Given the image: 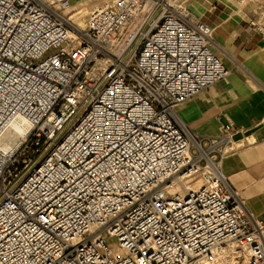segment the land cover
<instances>
[{
	"label": "built area",
	"instance_id": "2783aa9c",
	"mask_svg": "<svg viewBox=\"0 0 264 264\" xmlns=\"http://www.w3.org/2000/svg\"><path fill=\"white\" fill-rule=\"evenodd\" d=\"M69 7L0 0V138L27 125L0 143V264H264V222L216 175L237 127L175 118L229 73L212 27L182 0H108L81 27Z\"/></svg>",
	"mask_w": 264,
	"mask_h": 264
},
{
	"label": "crops",
	"instance_id": "0c3cea01",
	"mask_svg": "<svg viewBox=\"0 0 264 264\" xmlns=\"http://www.w3.org/2000/svg\"><path fill=\"white\" fill-rule=\"evenodd\" d=\"M182 1L212 27L209 46L229 73L178 104L175 118L196 138L237 127L216 175L264 222V32L254 26L264 29V0Z\"/></svg>",
	"mask_w": 264,
	"mask_h": 264
},
{
	"label": "bare ground",
	"instance_id": "6f19581e",
	"mask_svg": "<svg viewBox=\"0 0 264 264\" xmlns=\"http://www.w3.org/2000/svg\"><path fill=\"white\" fill-rule=\"evenodd\" d=\"M107 1L108 0H98V1L94 2L96 4H94V3L93 4L97 5L100 3L107 2ZM94 5H92L90 7L92 8ZM91 8L89 9L88 4H86L84 2L81 3V0H70V7L62 9V13L67 14L69 17L68 19H71L72 22L74 23V25H76L77 27H81V26H84L85 20H86L85 15L86 14L88 15ZM189 13H191V12L189 11ZM26 128H27V125L23 124L20 121L13 122L10 125V127L7 128L6 131L2 134V136L0 138V143L3 145L8 144L9 141H12L15 138L19 137V135L21 133H23ZM204 181H205V179L202 176V171H200L195 175V182L193 183V186H198V185L202 184ZM186 182L187 181H185V183ZM187 184H190V183L187 182Z\"/></svg>",
	"mask_w": 264,
	"mask_h": 264
},
{
	"label": "rangeland",
	"instance_id": "374dc122",
	"mask_svg": "<svg viewBox=\"0 0 264 264\" xmlns=\"http://www.w3.org/2000/svg\"><path fill=\"white\" fill-rule=\"evenodd\" d=\"M92 1H94V0H81V3H90V2H92ZM94 4H96V3H94ZM93 3H91V4H88V7H89V9L91 8L90 6H92V5H94ZM59 11H61V10H59ZM86 17H87V14L85 15V19H86ZM51 51V50H50ZM49 51V52H50Z\"/></svg>",
	"mask_w": 264,
	"mask_h": 264
}]
</instances>
